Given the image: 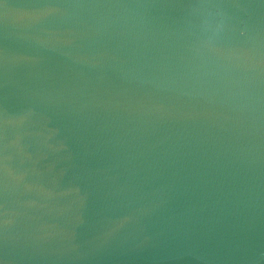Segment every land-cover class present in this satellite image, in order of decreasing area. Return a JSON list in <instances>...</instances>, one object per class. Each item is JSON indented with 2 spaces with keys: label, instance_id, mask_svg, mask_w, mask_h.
I'll list each match as a JSON object with an SVG mask.
<instances>
[{
  "label": "water",
  "instance_id": "1",
  "mask_svg": "<svg viewBox=\"0 0 264 264\" xmlns=\"http://www.w3.org/2000/svg\"><path fill=\"white\" fill-rule=\"evenodd\" d=\"M0 264H264V0H0Z\"/></svg>",
  "mask_w": 264,
  "mask_h": 264
}]
</instances>
